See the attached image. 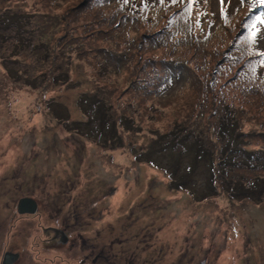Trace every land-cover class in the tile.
<instances>
[{"label":"rangeland","instance_id":"1","mask_svg":"<svg viewBox=\"0 0 264 264\" xmlns=\"http://www.w3.org/2000/svg\"><path fill=\"white\" fill-rule=\"evenodd\" d=\"M223 1L0 0V216L22 196L74 203L101 213L86 235L117 239L132 264H264V192L238 196L264 178V51L251 45L264 0ZM202 16L218 28L207 46L177 44ZM236 37L243 55L228 52ZM229 110L253 168L218 130ZM196 144L213 180L200 160L187 170Z\"/></svg>","mask_w":264,"mask_h":264},{"label":"flooded vegetation","instance_id":"2","mask_svg":"<svg viewBox=\"0 0 264 264\" xmlns=\"http://www.w3.org/2000/svg\"><path fill=\"white\" fill-rule=\"evenodd\" d=\"M19 199L13 211L6 208L0 216V264H132V253L118 258L117 239L86 235L89 222L100 220L101 213L72 207L74 203L64 211L35 198V210L21 213Z\"/></svg>","mask_w":264,"mask_h":264},{"label":"trees","instance_id":"3","mask_svg":"<svg viewBox=\"0 0 264 264\" xmlns=\"http://www.w3.org/2000/svg\"><path fill=\"white\" fill-rule=\"evenodd\" d=\"M180 20V19H179ZM180 22V21H179ZM211 23V18L209 16H202V17H197L195 20H193L191 22V27L190 29H185V26L188 25L186 24L184 27H180V29L178 30L177 34L178 37L177 39H175L174 41L177 42V44L179 45H183V44H187V43H194V44H199L202 46H207L208 44V40L213 36V33L215 32H208V27L209 24ZM181 25V24H180ZM203 28L202 33H197V29L198 28ZM189 30V32H188ZM184 36H181L182 34H184ZM257 35V34H255ZM199 39H201V42L199 41ZM236 43V46H239V48L237 49H232L231 46L228 47V52H237L238 55H243L245 52V48L250 46V43L248 42L247 39H242L240 37H236V39L234 40ZM233 41V42H234ZM233 42L231 43V45L233 44ZM251 45L254 46L257 50L259 51H264V41H259L257 40V38H255V36L252 38L251 40ZM203 52V51H202ZM213 53H215V51H213ZM213 55V54H212ZM209 56V55H208ZM204 58L207 57V52L205 50V53L202 56L198 55V59L199 58ZM214 58V57H213ZM212 58V59H213ZM245 61L243 64H241L242 68L245 70H251L255 64L251 63L252 59L249 58H244ZM234 59H230L226 62V64L228 66L229 65V61L233 62ZM167 63H165V67H168L170 70L175 69L174 67H172L171 65L174 63L173 61H166ZM205 66L209 64V61H206V58H204ZM167 64V65H166ZM171 64V65H170ZM260 72L256 69L254 70L256 72V74L258 76H260L262 74V76L264 77V65L258 64ZM239 70H240V66H239ZM225 72V71H223ZM261 73V74H260ZM181 77L179 75V73L175 76V80H179ZM174 80V79H173ZM174 80V81H175ZM99 103V102H98ZM100 105V103L98 104ZM97 105V106H98ZM98 109V108H97ZM99 111V109H98ZM102 123L106 124V128H110V130L114 131L115 130V123L111 122L109 123L107 120L102 121ZM218 127H219V132L222 133V135L224 137H226V144L228 145L230 144V146L232 147H236L230 149L228 151V153H230V151L232 150V157L234 158L235 155V159H233V164H237V165H244L242 163V160H248L249 161V165L250 167H255L256 164H250V159L254 158L256 159V157L253 155V152H249L246 154V149H244L243 146H245L247 143L243 142L242 139L240 138L242 132L241 129L238 130V121L233 118V115L231 114V110H229V113H227L226 115H224V117H222L219 121H218ZM205 147H207L206 145L202 147L201 144H196L195 148H194V154L192 155V160H186V165H187V170L189 169L190 171L194 170L196 165L198 164V160H200L201 162H203L207 167H209L208 172H210V176L212 177L213 180V175H212V157H211V153L207 150L204 149ZM188 148H186L185 146L179 151L180 153H188L189 150H187ZM237 153L243 155L240 158H237ZM178 154V153H177ZM231 155L229 157H223V163H228V158H230ZM227 160V161H225ZM187 173L182 172L179 174V176L183 179H189L186 175ZM251 182L254 183V189H252V183L248 184L247 189H244V187L242 188V193L243 195H238V196H246L249 197L251 196V199H253L255 202H260L262 196L261 193L264 192V178H252L250 180ZM184 182V181H182ZM204 194V193H203ZM201 197H204V195H202ZM234 198L237 197V195L233 196ZM257 204V203H255Z\"/></svg>","mask_w":264,"mask_h":264},{"label":"water","instance_id":"4","mask_svg":"<svg viewBox=\"0 0 264 264\" xmlns=\"http://www.w3.org/2000/svg\"><path fill=\"white\" fill-rule=\"evenodd\" d=\"M28 206V209L24 207ZM19 212H27V211H34L36 207V201L32 197H22L19 199L17 204Z\"/></svg>","mask_w":264,"mask_h":264},{"label":"snow or ice","instance_id":"5","mask_svg":"<svg viewBox=\"0 0 264 264\" xmlns=\"http://www.w3.org/2000/svg\"><path fill=\"white\" fill-rule=\"evenodd\" d=\"M125 2H127V0H125ZM161 2H163V0H161ZM175 2V0H174ZM255 36V33H253V37ZM262 39H264V37H261Z\"/></svg>","mask_w":264,"mask_h":264}]
</instances>
